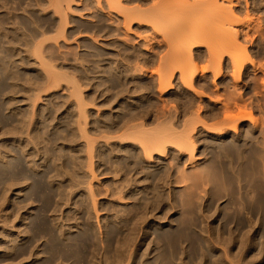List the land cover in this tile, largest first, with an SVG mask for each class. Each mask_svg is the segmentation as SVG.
Masks as SVG:
<instances>
[{"label":"rangeland","instance_id":"1","mask_svg":"<svg viewBox=\"0 0 264 264\" xmlns=\"http://www.w3.org/2000/svg\"><path fill=\"white\" fill-rule=\"evenodd\" d=\"M96 1L0 0V264H264V0L224 1L253 63L245 56L236 79L224 47L218 59L209 34L200 37L221 21L207 10L214 5L179 0L186 15L177 9L173 19L196 34L186 52L198 69L191 91L170 40L181 28L175 36L171 24L133 19L126 32ZM120 1L141 11L153 3ZM206 63L213 72L201 71ZM156 73L170 78L164 92ZM229 102H238L234 114L246 106L257 125L221 124ZM143 145L161 154L145 161Z\"/></svg>","mask_w":264,"mask_h":264},{"label":"bare ground","instance_id":"2","mask_svg":"<svg viewBox=\"0 0 264 264\" xmlns=\"http://www.w3.org/2000/svg\"><path fill=\"white\" fill-rule=\"evenodd\" d=\"M54 2H55V6L57 7V6H59L60 5V2H63V0H53ZM67 2V5H69L68 3H70L69 1L70 0H66ZM95 1V0H94ZM98 1V0H97ZM96 1V2H97ZM105 1V4H106V7H107V9L110 11H115L114 13H116V14H118V15H120L121 16V18H122V23H124V24H122V25H124V29L126 30V32L128 31V28H129V26H127V24H129L133 19H136L135 21H139V19H147L148 18V21L150 20V18H151V20H152V18H154L155 19V21L159 24V26H161L162 28L163 27H166L167 26V28H164V29H168V27L169 26H171L172 25V30H171V27H169V29L171 30V31H173L174 33L175 32H177V31H183L184 30V24H182V23H180V25L179 24H177V19H176V21L173 19V18H177L176 17V15H175V13L177 14L179 11H183V8H184V5L185 4H183V2H181V4H183V8L182 7H180L179 5H181V4H179L180 2H179V0H153V3H150V4H152V6L151 7H149L150 9H147V11H146V9L144 10V9H142L141 7V9L142 10H144V11H141V10H137V9H134V8H136V7H138V6H135V7H130V8H128V7H123L122 5H121V1L120 0H104ZM152 1V0H151ZM174 1V2H173ZM176 1V2H175ZM177 1H178V6L176 5H174L175 3L177 4ZM210 1H211V4H209L210 3ZM210 1H208L209 3V5H211L212 6V4L214 5V6H212V7H210L208 4V6L209 7H207V10L209 11V13L210 14H213L212 16H214V18L215 17H219L220 19L218 20V18H216V20H218V21H220V22H218V24H217V26H216V28L214 29V30H212V31H210V32H208L207 33V31H206V34H204L203 32H202V34L200 33V37L203 39V40H205V39H208V36H207V34H209V38L212 40H205V42L207 41V43L209 44L210 42L213 44V45H217V43L218 42H220V43H218V45L215 47V46H213V45H211V44H209V46L211 47V49H215V50H212V51H214V53H216L214 56L215 57H217L216 55H218L219 56V58L218 59H220L221 58V56L220 55H222V54H218V52H220V50L222 51L223 49V47H224V53L227 55V53H228V55L229 56H227L228 57V59L230 60V65H231V63L234 65H231L232 67H233V69H232V71H233V74H232V77H233V75L234 74H236V75H238V73L237 72H239L237 69H240L241 68V66H242V68H244L243 66H245V65H243L244 64V62L245 63H247V61H249L248 60V58H247V56L246 55H244V52H242L243 51V49H241V47H239L240 46V44H237V43H239V42H236V38H235V35L238 33L237 31H236V29L234 28V25H235V21H233V18L235 19V17L233 16L232 17V15H233V11L232 10H230V6L229 5H227L226 3H227V1H225V0H210ZM226 3H225V2ZM71 2H73V1H71ZM134 2V1H133ZM170 2H171V4H170ZM220 2V3H219ZM228 2H230V1H228ZM56 3H59V5L57 4L56 5ZM63 3H65V2H63ZM65 3V4H66ZM219 3V4H218ZM62 4V3H61ZM126 4V3H125ZM229 4H231V2L229 3ZM174 5V6H173ZM246 5V4H245ZM182 6V5H181ZM63 7V6H62ZM61 7V8H62ZM177 7V8H176ZM148 8V7H147ZM182 8V9H181ZM210 8V9H209ZM179 9H181V10H178ZM184 9H186V7L184 8ZM68 10V9H67ZM149 10V11H148ZM59 11V10H58ZM146 11V12H145ZM177 11V12H176ZM213 11V12H212ZM232 11V12H231ZM64 12V11H63ZM184 13L183 14H185L186 12H185V10L183 11ZM212 12V13H211ZM58 13V12H57ZM182 13V12H181ZM217 13V14H216ZM107 14V13H106ZM59 15H61L62 16V14H61V12H60V14ZM186 15V14H185ZM217 15V16H216ZM220 15V16H219ZM61 16H59V17H61ZM150 16V17H149ZM175 16V17H174ZM64 17V16H63ZM237 18V17H236ZM61 19V18H60ZM138 19V20H137ZM173 19V20H172ZM249 19V18H248ZM62 20V19H61ZM143 20V21H144ZM121 21V20H120ZM119 21V22H120ZM155 21L153 22V20L152 21H150V22H153V24L155 25L156 23H155ZM174 21H175V23L177 24H174V25H176V27L173 25V23H174ZM237 21V20H236ZM247 21V20H246ZM249 21V20H248ZM118 22V21H117ZM240 22H242V20L240 21ZM244 22V21H243ZM138 23V22H137ZM146 23V22H145ZM179 23V22H178ZM220 23V24H219ZM237 23V22H236ZM149 24V23H148ZM171 24V25H170ZM181 24H182V26H181ZM241 24V23H240ZM121 25V24H120ZM125 25L127 26L126 28H125ZM157 25V24H156ZM184 25V26H183ZM218 25H219V27H218ZM238 25V24H237ZM151 26L152 27H155V26H153L152 25V23H151ZM179 26V27H178ZM190 26V25H189ZM59 27H60V25H59ZM157 28H158V26H156ZM154 28V29H156V30H158V31H156L155 30V32H157V33H159V32H161V35H162V33H167V32H169V31H166V30H164L165 32H163L162 30H160L159 31V29L160 28ZM183 27V28H182ZM176 29L177 31H174L173 29ZM179 28V29H178ZM180 28H181V30H180ZM238 28V27H237ZM59 29V28H58ZM57 29V31H60V30H58ZM153 29V28H152ZM153 29V30H154ZM187 29V30H186ZM202 29V28H201ZM185 30L186 31H189V32H185V31H183L184 33H186V34H188V33H190V34H188V36L186 35V34H183L182 35V33L180 32V36H182L183 38L181 39V37L179 36V39H180V43H182V44H180L179 43V39H178V35L176 36V34L177 33H175V36L176 37H174L173 38V36L171 35H169V34H171V33H168V35L170 36V40L172 39V41H174V43H175V46L177 45L178 46V48H177V46L175 47V50H174V52H176V51H178L179 53H178V55H177V52L175 53L176 55H175V58L176 57H178L177 59H178V61H177V59H176V61L177 62H179V63H177L176 64V66L175 67H178L179 66V69L180 70H177V72L178 71H180V74H178L177 73V75H183V77L185 78V77H188V78H186L185 80H184V78H183V80H184V83H183V81H182V83H183V87L184 88H188L187 90H189V91H191V89H189V87L191 86V87H193L192 86V84H191V81H192V79H194L193 77H194V75H195V73H197V67H196V65H194L193 66V64H191V63H193V61L191 62V61H189L192 57H190L188 60H187V57H188V55H186L187 53H188V51H190V50H187V49H189V42L190 41H192V40H190V39H192L191 37H193V35H196V34H193L192 35V32H191V27H186L185 26ZM56 31V32H57ZM205 31V30H204ZM214 31V32H213ZM130 32V31H129ZM237 32V33H236ZM165 33V34H166ZM57 35V34H56ZM59 35V34H58ZM57 35V36H58ZM167 34H166V38H167V36H168ZM202 35H204V38H203V36ZM55 36V35H54ZM162 36H164V35H162ZM185 36V37H184ZM189 36H190V38H189ZM205 36H206V38H205ZM172 37V38H171ZM237 37V36H236ZM164 39H166L165 38V36L163 37ZM177 39V41H175ZM217 39V40H216ZM236 39V40H235ZM168 41H170L169 39H167ZM183 40H185V42L183 41ZM216 40V41H215ZM161 41V40H160ZM163 41V40H162ZM165 41V40H164ZM216 42V43H215ZM187 43V45H183V44H186ZM167 44V43H166ZM179 44H180V46H179ZM221 44V47L219 46ZM171 45V44H170ZM237 45H239V46H237ZM186 46V47H185ZM186 49H185V48ZM215 47V48H214ZM218 47V48H217ZM241 49L240 51H238L239 50V48ZM177 48V49H176ZM181 48V49H180ZM184 50H183V49ZM210 49V48H209ZM219 50L218 52H217V50ZM187 50V51H186ZM225 50H226V52H225ZM37 51H38V49H37ZM209 51H211V50H209ZM187 52V53H186ZM242 52V53H241ZM173 51H172V54H170V55H172L171 57L173 58ZM189 54V53H188ZM162 55V54H161ZM210 55H211V53H210ZM213 55V54H212ZM166 56H167V54H166ZM165 55H164V57H166ZM208 56V55H207ZM245 56H246V60L247 61H245ZM171 57H169L170 59H171ZM184 57H186V60H185V58ZM210 57V56H209ZM208 57V58H209ZM159 58H160V56H159ZM162 58V57H161ZM167 58H168V56H167ZM168 58V59H169ZM175 58H174V61L173 62H176L175 61ZM213 58V57H212ZM212 58H211V60H212ZM166 59V58H165ZM181 59V60H180ZM195 59V58H194ZM216 59V58H215ZM217 59V60H218ZM160 60H162V59H160ZM185 60V61H184ZM210 60V59H209ZM209 60H208V63H212V61H210L209 62ZM158 61H159V59H158ZM158 61H157V63H158ZM164 61V62H163ZM171 61V60H170ZM184 61V62H183ZM215 61V60H214ZM167 62V61H166ZM168 62H169V60H168ZM180 62H183V64H181ZM217 62V61H216ZM218 62H220V60L218 61ZM251 61H249L248 63H250ZM208 63H206V65L208 64ZM215 63V62H214ZM260 63V62H259ZM160 64V63H159ZM162 64H165V60H162V63L160 64L161 66H163ZM200 64H202V63H200ZM199 64V65H200ZM218 64V63H217ZM215 65V66H213V67H216L217 66V68L219 67L218 65ZM251 65L253 64V63H250ZM166 66H167V63L165 64ZM168 65H170V64H168ZM172 65V64H171ZM178 65V66H177ZM204 65V64H203ZM206 65L204 66V68L202 67L201 68V71L202 70H204V72H205V70L206 69H208L209 70V68H210V66H211V64L209 65V68H208V65H207V68H206ZM213 65V64H212ZM220 65V64H219ZM47 66V65H46ZM158 66V65H157ZM237 66H239V67H237ZM261 66V65H260ZM262 66H264V65H262ZM47 67H49V66H47ZM212 67V66H211ZM237 67V69H235V68ZM49 68H51V67H49ZM49 68H47V70H54L53 68L52 69H49ZM200 68V67H199ZM216 68V70H218ZM242 68H241V70H242ZM258 68H260V67H258ZM262 68V67H261ZM162 69L164 70L165 69V66H164V68L162 67ZM175 69V68H174ZM134 70V69H133ZM166 70H167V68H166ZM210 70L212 71H214V68H210ZM235 70H237V72L235 71ZM189 71V72H188ZM196 71V72H195ZM207 71V70H206ZM212 71V72H213ZM234 71L236 72V73H234ZM47 71H45V73H46ZM52 72V71H51ZM155 72H157V68H156V71ZM154 72V73H155ZM160 72V71H159ZM158 72V73H159ZM215 72H218L217 74H219L220 72L219 71H215ZM137 73V72H136ZM162 73V72H161ZM160 73V74H161ZM166 73V72H165ZM170 73V72H169ZM186 73H188L189 75H184V74H186ZM254 73V72H253ZM150 74H152V72L150 73ZM157 74V73H156ZM155 74V75H156ZM160 74H157V76L158 77H160ZM164 74V73H163ZM213 74H215V73H213ZM216 74V75H217ZM264 74V73H263ZM46 75H48V72H47V74ZM53 75V74H52ZM55 75H57V73L55 74ZM54 75V76H55ZM154 75V76H155ZM170 75V78L171 77H174L175 76V73L172 71L171 72V74H169ZM176 75V76H177ZM53 76V77H54ZM161 76H163V75H161ZM165 76V77H164ZM163 77H160V78H158L157 79V81H158V88H157V90L158 91H160V92H164V90H166V88H167V86L170 84L169 82V76L167 77V78H169V79H167L166 78V75H164ZM179 76V77H180ZM47 77V76H46ZM58 77V76H57ZM57 77H55V79L57 78ZM178 77V76H177ZM179 77H178V80H179ZM60 79V78H59ZM233 79H236V76H234L233 77ZM238 79V78H237ZM260 79V78H259ZM48 80H49V78H48ZM212 80V79H211ZM47 81V80H46ZM50 81V80H49ZM49 81L48 82H46V83H49ZM52 81V80H51ZM54 81V80H53ZM180 81V80H179ZM235 82V81H234ZM71 83V82H70ZM181 83V84H182ZM193 83H194V81H193ZM43 84V83H42ZM74 84V83H73ZM75 85V84H74ZM45 86V85H44ZM53 86H55V84L53 83ZM157 86V85H156ZM217 86V85H216ZM46 88V87H45ZM71 88H72V86H71ZM70 88V89H71ZM74 88V87H73ZM195 88V87H194ZM217 88V87H216ZM193 89V88H192ZM75 90V89H74ZM74 90H73V93H74ZM178 90V89H177ZM194 90V89H193ZM194 91H196V90H194ZM193 91V92H194ZM237 91V90H236ZM224 92V91H223ZM77 93V92H76ZM196 94H197V92H195ZM194 93V94H195ZM200 93V92H199ZM199 93L197 94V95H199ZM202 94V93H201ZM78 95H80V94H78ZM78 95H76V96H78ZM192 95V94H191ZM71 96H73L72 94H71ZM75 96V95H74ZM219 96V95H218ZM218 96H217V98H218ZM222 96V95H221ZM226 96V95H225ZM228 96V95H227ZM223 98V97H222ZM78 99V98H77ZM164 99V98H163ZM210 99V98H209ZM212 99V98H211ZM219 99V98H218ZM76 100V99H75ZM213 100H214V98H213ZM231 100V99H230ZM79 101H80V98H79ZM218 101V100H217ZM227 101H229V99L227 100ZM240 101V100H239ZM78 102V101H77ZM77 102H75V103H77ZM81 102V101H80ZM162 102V101H161ZM192 102V101H191ZM240 102H243V101H240ZM222 103H223V101H222ZM232 103V102H231ZM236 103V102H235ZM235 103H232V104H234V105H237L238 104V102L235 104ZM244 103V102H243ZM243 103H241V104H243ZM77 104H80V105H82L81 103H77ZM227 104V103H226ZM232 104H230V102H229V104H227V105H222V108H223V110L224 111H227L228 110V108H229V105H232ZM78 106V105H77ZM76 106V107H77ZM197 106V105H196ZM227 109V110H225L224 109V107ZM228 106V107H227ZM233 106V105H232ZM238 106V105H237ZM235 108H236V106H234ZM244 107H246V106H242V108H243V110H244V113H242L243 111L242 110H240V108H239V111H238V109H237V111H236V113L234 114V112H232V111H235V110H230V112H232V113H229L228 114V112L226 113V112H224V113H222L223 115H224V117H227V119L224 121V118H223V122H221V124L222 123H224V124H227L228 123V121H229V123L227 124V127L230 125H233L234 123H235V121H237V119H244V118H246L247 120L249 119V122L251 121V120H253L254 118L251 116V115H249V114H247V113H249L248 111H246L247 109L246 108H244ZM249 107H250V105H249ZM80 108V107H79ZM167 108V107H166ZM174 108V107H173ZM173 108H171V109H173ZM221 108V109H222ZM230 108H232L231 106H230ZM241 108V109H242ZM77 109V108H76ZM233 109V108H232ZM79 110V109H78ZM82 110V109H81ZM169 110V109H168ZM228 110V111H229ZM190 111V110H189ZM196 111V110H195ZM198 111V110H197ZM242 111V112H241ZM250 111V110H249ZM78 112V111H77ZM238 112V113H237ZM80 113V112H79ZM82 114L84 113V112H81ZM193 113V112H192ZM191 113V114H192ZM78 114V113H77ZM81 114V115H82ZM190 114V115H191ZM194 114V113H193ZM192 114V116H194ZM230 114H232V115H230ZM188 115V114H187ZM196 115V114H195ZM225 115H227V116H225ZM175 116V115H174ZM31 117V116H30ZM82 117H83V115H82ZM82 117L80 118V119H82ZM77 118H79V117H77ZM164 118V117H163ZM182 118V117H181ZM195 118H196V116H195ZM253 118V119H252ZM84 119V118H83ZM191 119V118H190ZM219 119V118H218ZM157 120V119H156ZM184 120H185V118H184ZM192 120V119H191ZM198 120V119H197ZM202 120V119H201ZM220 120V119H219ZM30 121V120H29ZM83 121V120H82ZM81 121V122H82ZM165 121V120H164ZM190 121V120H189ZM254 121V123H255V119L253 120ZM78 122V121H77ZM77 122L75 123V124H77ZM141 122V121H140ZM167 122V121H166ZM165 122V123H166ZM199 122V121H198ZM219 122V121H218ZM225 122H227V123H225ZM232 122V123H231ZM234 122V123H233ZM239 122V121H238ZM257 122V121H256ZM158 123V122H157ZM156 123V124H157ZM164 123V122H163ZM183 123H184V121H183ZM182 123V124H183ZM190 123H193V124H195L196 125V123L197 122H194V120H193V122H190ZM199 123H201V122H199ZM202 123H204V122H202ZM213 123V122H212ZM220 123V122H219ZM219 123H217V124H219ZM253 123V124H254ZM81 124V123H80ZM79 123L76 125V126H78V125H80ZM129 124V123H128ZM133 124V123H132ZM138 124V123H137ZM136 124V125H137ZM160 124V123H159ZM162 124V123H161ZM170 124V123H169ZM186 124V123H185ZM192 124V127L194 126ZM220 124V125H221ZM237 122L233 125V126H231L232 128L233 127H236L237 125ZM251 124V123H250ZM256 124V123H255ZM142 125V124H141ZM163 125V124H162ZM188 125V124H187ZM202 125V124H201ZM257 125V124H256ZM125 126V125H124ZM129 126V125H128ZM139 126V125H138ZM169 126V125H168ZM212 126V125H211ZM217 126V125H216ZM223 126H225V125H223ZM22 127V126H21ZM80 127V129L82 128L81 126H79ZM131 127V126H130ZM140 127V126H139ZM159 127V126H158ZM161 127V126H160ZM185 127V126H184ZM220 127V126H219ZM222 127V126H221ZM220 127V128H221ZM226 127V128H227ZM253 127H254V125H253ZM27 128H28V125H27ZM125 128H127V126L125 127ZM138 128V127H137ZM136 128V129H137ZM166 128H167V126H166ZM174 128V127H173ZM213 128H215V127H213ZM229 129H230V127H228ZM231 128V131L232 130H234L235 128H233L232 129ZM17 129V128H16ZM37 129V128H36ZM76 129H78V127L76 128ZM80 129H78V131H80ZM128 129H130L129 127H128ZM128 129H126V131L128 130ZM134 129V128H133ZM141 129V128H140ZM172 129V128H171ZM180 129V128H179ZM181 129H183V126H182V128ZM191 129V128H190ZM210 129V128H209ZM125 130V129H124ZM135 130V129H134ZM158 130H160V129H158ZM167 130H169V129H167ZM187 130L188 129H186L185 131H183V133H188L187 132ZM216 130H218V129H216ZM215 130V131H216ZM222 130V129H221ZM226 130V129H225ZM228 130V129H227ZM14 131V130H13ZM139 131V130H138ZM137 131V132H138ZM165 131V130H164ZM171 131V130H170ZM212 131V130H211ZM220 131V130H219ZM15 132H17V131H15ZM27 132V131H26ZM172 132H173V129H172ZM179 132H180V130H179ZM191 132V131H190ZM218 132V131H217ZM14 133V132H13ZM123 133H125V131L124 132H121V134H123ZM133 133V132H132ZM145 133V132H144ZM148 133H149V131H148ZM151 133V132H150ZM156 133V132H155ZM182 133V134H183ZM8 134V133H7ZM34 134V133H33ZM126 134H127V132H126ZM131 134V133H130ZM134 134V133H133ZM132 134V135H133ZM142 134V133H141ZM146 134H147V131H146ZM152 134V133H151ZM176 134V133H175ZM185 134H184V139H182V142H181V144H180V142L179 141H174L175 143H177V142H179V144L182 146V144H185V143H187V140L189 139L188 137V139L185 137ZM31 135V134H30ZM134 135H136V134H134ZM138 135V134H137ZM140 135V134H139ZM138 135V136H139ZM148 135V134H147ZM150 135V134H149ZM153 135V134H152ZM163 135L164 134H162V136H161V134L160 135H158V138H159V136L160 137H163ZM166 135V134H165ZM14 136V135H13ZM167 136H169V133H168V135ZM174 136V135H173ZM176 136V135H175ZM177 136H178V134H177ZM180 137L182 136V135H179ZM186 136H188V134L186 135ZM25 137V136H24ZM26 137H29V136H26ZM33 137V136H32ZM81 137H84V136H82L81 135ZM107 137V136H106ZM117 137V136H116ZM120 137V136H119ZM127 137V136H126ZM131 137H133V136H131ZM141 137H142V135H141ZM146 137V136H145ZM156 137H157V135H156ZM170 137V136H169ZM253 137V136H252ZM140 138V137H139ZM143 138V137H142ZM148 138V137H147ZM146 138V139H147ZM150 138V137H149ZM165 139L167 138V137H164ZM173 138H175V137H173ZM178 138V137H177ZM176 138V139H177ZM182 138V137H181ZM30 139V138H29ZM28 139V141H30ZM145 139V140H146ZM153 139H155L154 137H153ZM157 139V138H156ZM172 139V138H171ZM35 140V139H34ZM105 140V139H104ZM108 140V139H107ZM121 140V139H120ZM127 139H125V141H126ZM145 140H144V142H145ZM150 140V139H149ZM148 140V141H149ZM159 140V139H158ZM170 140V139H169ZM178 140V139H177ZM84 141H86V137H84ZM164 141H167V139L166 140H164ZM183 141H186L185 143H183ZM189 141V140H188ZM264 141V140H263ZM87 142V146L88 147H91V146H89L88 144H89V142L88 141H86ZM85 142V143H86ZM143 142V143H144ZM146 142H147V140H146ZM150 142H152V140L151 141H149L148 143H150ZM157 142H159V141H157ZM161 142V141H160ZM159 142V143H160ZM170 142H171V140H170ZM24 143H25V141H24ZM31 143V142H30ZM148 143H145V144H148ZM163 143V142H162ZM167 143H169V142H167ZM175 143H173V144H175ZM188 143H190V142H188ZM187 143V144H188ZM263 143L264 142H262V145H263ZM27 144V143H26ZM32 144V143H31ZM153 144V143H152ZM155 144V143H154ZM187 144H185L184 146H182V147H184V148H188L189 146H187ZM28 145V144H27ZM40 145V144H39ZM43 145V144H42ZM91 145V144H90ZM150 145H151V143H150ZM157 145V144H156ZM161 145V144H160ZM160 145H159V147H160ZM178 145V143L177 144H175V147ZM192 145V144H191ZM31 146H33L34 147V145L32 144ZM142 146V145H141ZM144 146V145H143ZM147 146V145H146ZM149 146V145H148ZM163 146V145H162ZM161 146V149H163V147ZM179 146V145H178ZM181 146H180V149H183V148H181ZM264 146V145H263ZM151 147V149H152V146H150ZM260 147V146H259ZM262 147V146H261ZM144 148H145V146H144ZM149 148V147H148ZM176 148H178V147H176ZM187 148H186V150H187ZM26 149V148H25ZM146 149V148H145ZM157 149H159V148H157ZM156 148L154 149V147H153V150H151V151H149L150 149H146V151L144 150V160L145 161H150L151 159H150V157H151V155L153 154V153H156L157 154V150ZM165 149V148H164ZM194 149V148H193ZM192 149V150H193ZM87 150H91V148H86V151H85V153H87ZM142 150H143V147H142ZM142 150H140V151H142ZM156 151V152H153V151ZM184 150V149H183ZM161 151V150H160ZM160 151H158V154L160 153ZM164 151V150H163ZM178 151H179V149H178ZM190 151V150H189ZM31 152V151H30ZM89 152H91V151H88V155L90 154ZM264 152V151H263ZM187 153V152H186ZM157 154V155H158ZM161 154V153H160ZM163 154H164V152H163ZM154 155V154H153ZM192 156V155H191ZM259 156V155H258ZM215 157V156H214ZM249 157V156H248ZM256 157V156H255ZM254 157V158H255ZM260 157V156H259ZM258 157V158H259ZM263 157V156H262ZM89 159H90V156L88 157ZM187 158V157H186ZM188 158H192V157H188ZM264 158V157H263ZM159 160V159H158ZM261 161H262V159H260ZM143 161V160H142ZM189 161V160H188ZM211 161V160H210ZM161 163V162H160ZM246 164H251V162H250V159H248L247 160V163ZM91 165V164H90ZM90 165H88V167L90 166ZM196 166V165H195ZM181 167V166H180ZM220 167V166H219ZM179 168V167H178ZM194 168V167H193ZM179 170H181V169H179ZM204 170H206V169H204ZM194 171V170H193ZM195 171H196V168H195ZM200 171L202 172V170L200 169ZM207 171V170H206ZM250 171V170H249ZM91 172V171H90ZM208 172V171H207ZM92 173V172H91ZM177 173V172H176ZM182 173V172H181ZM185 173H187V172H185ZM115 175V174H114ZM179 175H181V174H179ZM67 176V175H66ZM118 176V175H117ZM116 176V177H117ZM182 176V175H181ZM198 176V175H197ZM208 176V175H207ZM205 177V176H204ZM214 177V176H213ZM114 178V177H113ZM195 178V177H194ZM198 178V177H197ZM246 178V177H245ZM178 179V178H177ZM187 179V178H186ZM199 179H201V178H199ZM148 180V179H147ZM188 180V179H187ZM203 180V179H202ZM214 180V179H213ZM174 181H178L179 182V180H174ZM205 181V180H204ZM116 182V181H115ZM124 182V181H123ZM128 182V181H127ZM194 182V181H193ZM192 182V183H193ZM197 182V181H196ZM237 182V181H236ZM199 183V182H198ZM125 184V183H124ZM183 184H184V182H183ZM191 184V183H190ZM194 184V183H193ZM197 184V183H196ZM264 184V183H263ZM86 186H87V184H86ZM89 186V185H88ZM87 186V187H88ZM191 186H192V184H191ZM87 188H85V190H86ZM88 189H89V187H88ZM118 189V188H117ZM183 189V188H182ZM188 190V189H187ZM192 190V189H191ZM88 191V190H87ZM89 191H91V190H89ZM152 192V191H151ZM154 193V192H153ZM252 193V192H251ZM91 194V193H90ZM183 194V193H182ZM202 194V193H201ZM5 195V194H4ZM92 195V194H91ZM114 195V194H113ZM45 196V195H44ZM88 196V195H87ZM118 196V195H117ZM115 197V196H114ZM199 197V196H198ZM91 198V197H90ZM112 198V197H111ZM187 198V197H186ZM124 199V198H123ZM240 199V198H239ZM91 200V199H90ZM119 200H121V199H119ZM165 202H167V201H165ZM92 203V202H91ZM162 204V203H161ZM95 207V206H94ZM183 208V207H182ZM93 209V208H92ZM95 209V208H94ZM10 211V210H9ZM96 213V212H95ZM141 213V212H140ZM7 218V217H6ZM9 219V218H8ZM4 226V225H3ZM44 227V226H43ZM8 230V229H7ZM28 233V232H27ZM9 235V234H8ZM42 239V238H41ZM120 254V253H119ZM170 258V257H169ZM117 261V260H116ZM215 262V261H214Z\"/></svg>","mask_w":264,"mask_h":264}]
</instances>
